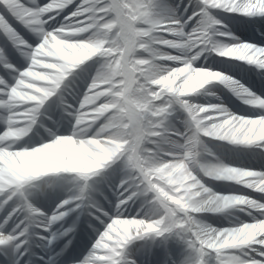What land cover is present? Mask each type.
I'll return each mask as SVG.
<instances>
[{
	"label": "clouds",
	"instance_id": "clouds-1",
	"mask_svg": "<svg viewBox=\"0 0 264 264\" xmlns=\"http://www.w3.org/2000/svg\"><path fill=\"white\" fill-rule=\"evenodd\" d=\"M235 2L209 0L210 5L215 7H231ZM245 2L240 0V3ZM66 7L64 0H53L50 10L59 14ZM43 15L37 14L31 19L41 20ZM32 29L37 44L33 48L22 49V52L27 53V58L22 56L28 65L25 71L31 75L23 77L25 83L20 88V93L31 102L23 104L30 107H25L13 116V126L0 145V191L13 186L19 190L22 178L35 177L29 180L30 190L44 195L55 188L52 186L54 173H61L70 179L78 174L73 172L74 168L81 169L79 173L88 175L90 182L95 184L117 158L141 167L163 166L164 170L159 175L163 183L174 191L178 197L176 200L181 202L175 204L178 211L185 214L196 211L216 214L242 212L252 217L251 225L239 221L236 226L216 233L206 232L205 235L215 240L221 252L234 250L233 255L226 256V264H253L247 259V250L255 245L264 246V204L245 197H221L202 182L207 178L246 184L248 182L241 180V177L253 173L226 165L215 155L205 138L233 145L252 140L257 133L264 136V120L250 121L234 116L219 119L203 115L219 106L201 107L195 112L200 128L191 136L181 138L180 143L167 138L157 141L154 137L158 134L152 131L148 123L142 128L139 124L131 127L124 119L125 106L136 103L132 84L138 75H150L153 77L152 83L168 80V87L162 89L174 97L200 94L213 82L225 84L231 79L220 71L194 67L200 53L195 51L197 45L191 40L177 47L179 55L175 59L182 63L172 67L159 59L169 54L157 46L155 35L137 39L134 31L128 28L112 35L104 24L97 26L92 23L85 27L79 23H61L48 28L47 20L43 24H32ZM172 31L177 36L182 32L180 29ZM141 52L146 53L149 59L137 60L135 57ZM211 52L235 59L251 55L241 44L228 46L218 43ZM92 60H99L100 65L80 101L83 102L85 96L92 97L96 106L90 112L77 108L71 117V130L67 134H59V127L55 130L45 127L41 117L46 105L55 98L59 101L58 107L65 112V103L61 100L64 90L78 71ZM114 82L123 87H116ZM237 91L242 92L240 89ZM243 99L253 105L257 101L255 96L247 94H243ZM56 123L53 120V124ZM37 126L43 128L49 141H42L39 146L24 143ZM177 148L182 152L181 159L175 163L165 162L164 157L170 154V150ZM255 180L252 190L264 194V176L256 175ZM70 194L75 195L74 192ZM117 229L118 226L116 231L111 232L113 239L103 240L109 249L115 248L136 231L134 226L129 227L128 231Z\"/></svg>",
	"mask_w": 264,
	"mask_h": 264
},
{
	"label": "snow or ice",
	"instance_id": "snow-or-ice-1",
	"mask_svg": "<svg viewBox=\"0 0 264 264\" xmlns=\"http://www.w3.org/2000/svg\"><path fill=\"white\" fill-rule=\"evenodd\" d=\"M52 2L53 0H47L46 3L41 4L38 0H0V35L21 56L27 58V53L22 52V49L33 48L37 44L36 39L30 42L31 37H34L32 24H43L44 20H47L48 28L59 26L61 23H79L81 27L90 23L97 26L104 24L112 35L128 28L134 31L137 39H147L150 35H155L158 41L182 43L191 40L197 45L195 51L200 53L198 61L206 54L212 53L211 50L219 43L216 37L223 34V26L215 18L216 11L247 17H264V0H246L245 3L236 0L231 7H215L210 5L209 0H197L191 14L185 17H176L174 13L166 17L158 16L155 12V0H64L67 7L59 14L50 10ZM44 13L47 15H43ZM37 14L43 15V19L32 20L31 18ZM189 27L191 31H187ZM173 29L182 30L181 35L177 36ZM28 34H31V37ZM229 38L235 39L230 35ZM241 45L251 55H242L238 60L247 61L264 70V47H254L247 43ZM163 49L172 50L173 53L168 55L169 58L164 60V63L175 62L177 66L182 63L175 59L179 55L176 46ZM135 58L140 61L149 59L143 52ZM0 67L4 68L6 75L14 81L9 83L7 79L0 77V110L7 112L5 131L0 133V145H2L3 138L13 126L14 114L23 111L25 107H30V105H19L17 97L20 95L21 86L25 83L23 77L31 73L25 71L27 67L21 71L11 63L3 48H0ZM152 79L150 75H138L134 78L132 89L136 103L125 106L124 119L131 127L139 124L142 128L148 123L152 131L158 134L154 137L157 141L167 138L182 143L181 138L191 136L200 128L195 112L207 106L194 107L195 104L187 99L189 96L174 97L160 87L163 81L157 80L156 83H152ZM114 83L116 87H123L118 82ZM225 84L245 103L248 102L243 99V94L253 96L233 80ZM61 100L63 101L62 96ZM254 105L264 109V99L257 98ZM95 106L93 98L88 96L84 97L83 102L79 100L77 107L64 105L70 117H73L77 108L83 112H90ZM175 106H179L186 113L184 133L172 132L166 126ZM221 112L223 115H220ZM203 115L219 119L228 116L241 117L222 106ZM244 119L259 121L264 120V116ZM235 145H257L264 149V136L257 133L255 139L241 141ZM181 157L182 152L177 148L170 150L164 161L175 163ZM115 163L122 165L124 176L116 186L115 206L108 211L93 199L96 189L95 184L90 182V177L75 169L73 172L78 174L70 179L61 173L53 174L55 179L52 181V186L56 187L60 182L69 183L73 185L70 193L74 192L75 195L70 194L57 203L51 211L37 208L32 203L33 193L30 190L29 180L35 177L22 178L19 190L13 186L6 191H0V264H60L75 239L80 217L84 215L89 218L87 226L96 239L87 253L82 258L72 261V264H135L126 256L133 242L151 239L165 244L171 237H177L186 244L195 256L193 264H207L208 258H213L215 264H226V256L233 255L234 250L221 252L215 240L205 235L206 232L216 233L222 229L204 223L200 218L202 213L199 211L187 214L178 211L172 203V199L178 197L163 183V178L159 175L164 170L163 166L141 167L120 158L114 160L113 164ZM137 201L142 202V208L136 214L137 218H123ZM70 217L74 218L68 223ZM121 225L126 226L125 231L133 226L136 231L115 248L109 249L108 245L103 244V240L113 239L111 232L116 231L117 226ZM66 237H70L67 243L58 247L57 241ZM247 251V259L253 264H264V246L255 245Z\"/></svg>",
	"mask_w": 264,
	"mask_h": 264
},
{
	"label": "bare ground",
	"instance_id": "bare-ground-1",
	"mask_svg": "<svg viewBox=\"0 0 264 264\" xmlns=\"http://www.w3.org/2000/svg\"><path fill=\"white\" fill-rule=\"evenodd\" d=\"M39 3L44 4L47 0H38ZM197 0H155V12L158 16H169L172 13L175 14L176 17H185L190 15L193 8H195ZM180 11V14L177 12ZM217 13L215 18L217 19ZM231 19L225 24L223 28V34L216 37L217 42L223 43L228 46H234L235 44H242L247 43L254 47H264V30L261 28L260 25L264 24V17L255 16V17H247L240 14L231 13ZM220 24L223 23L219 19H217ZM260 28V33L262 32L261 37H253L251 36L247 30H251L253 27ZM31 37V34H28ZM234 37L235 39H230ZM32 41L34 42V38L31 37ZM170 41H157V45L159 48H167L169 47ZM181 42L176 44V47L180 46ZM35 46V45H34ZM0 48H3L5 51V55L7 59L11 63H16L17 65H21L23 63L22 58L18 59L17 56L20 55L19 53L15 52V50L11 49V45L9 47L8 43L5 41L4 37L0 35ZM165 52L168 54H172V50L164 49ZM159 59L166 60L167 57H159ZM227 58L217 56L215 53L206 54V56L201 57L196 64L195 67H203L208 68L215 71H220L222 74L223 72H229L234 76V78H229L233 81H248L250 79H255L256 81H262L264 83V70L259 69L257 66L249 64L247 61L237 60L238 64L234 65L233 68H229L227 65ZM232 59V58H229ZM235 59V58H234ZM169 66L175 67L177 64L173 62L169 64L165 62ZM100 65L99 60H92L86 63V65L78 71V73L72 78L69 83L68 88L66 91L63 92L62 97L64 100L65 105H72L73 107L78 106V102L82 96L79 97V90H83V93L90 82L92 76L96 73L98 67ZM19 67V66H17ZM24 68H19L21 71ZM224 68L228 69L225 70ZM92 71V72H91ZM258 73L259 76L256 74ZM262 73V74H261ZM163 82L160 84L161 88L168 87L169 81L162 80ZM219 84H223L220 82H213L206 86L205 90H202L200 94L189 96L187 99L190 103L199 105L203 103L202 106H222L226 108L229 112L234 115H239L244 118H259V117H245L248 115H242L236 113V105H233L231 100L225 97V92H223L219 88ZM226 85V84H224ZM229 87L228 85H226ZM229 89H231L229 87ZM236 94V93H234ZM83 95V94H82ZM237 95V94H236ZM238 96V95H237ZM17 101L19 105H23L25 103H30L31 101L28 100L26 96L20 93L17 97ZM59 101L55 98L50 101L44 111V115L41 117V123L45 127H49L52 130H55L59 127V134H67L71 130L72 125V118L67 115V112H62L61 109L58 107ZM208 104V105H207ZM55 106V107H54ZM201 106V105H199ZM16 114V113H15ZM14 114V115H15ZM49 117L51 119H49ZM6 118L7 112L0 110V125L4 126V129L0 132L3 133L6 128ZM53 120L57 123L53 124ZM186 120L187 116L186 113L179 107L175 106L173 109L172 115L169 117L167 121V128L172 132L176 133H184L186 131ZM48 142L49 137L44 132L43 128L37 126L34 129L33 133L27 138L24 143L29 145L39 146L41 142ZM206 142L214 143L218 145L220 149V153L218 156L220 158L225 157L224 161L233 160L235 155L238 153L236 152V148L244 147V146H252V145H233L228 142L218 141L212 138H205ZM73 151H76L73 149ZM222 155L224 157H222ZM227 159V160H226ZM223 161V160H222ZM223 161V162H224ZM77 171H82L79 168H74ZM124 176L123 167L120 163H115L113 166L108 169L106 172L103 173L101 177L97 179V182L100 183L101 191L98 190L100 196L104 199L103 202L96 200V202L101 205L105 211H108L109 208H114L116 202V186L119 185L121 179ZM204 182H208L209 184L213 185V188H227L229 190L233 189L234 191H239L241 194H245L246 189L252 190V185L255 184V178L247 179L248 183H232L231 181H216L208 179ZM64 182H60L54 190L48 191L46 194L41 195L37 198L39 203L38 208L51 211L52 208L55 207L57 203L62 201L63 199L67 198L68 196H63V191L61 186ZM66 184V183H65ZM71 189V185L67 183ZM95 187V185H94ZM104 190L108 193L106 194ZM217 194V193H215ZM221 197H227L223 195H219ZM233 197H239L234 195ZM249 195L245 194V198L249 199ZM251 200V199H249ZM172 203L174 204H181L180 201L176 200L175 198L172 199ZM142 208V202L137 201L129 210L128 213L123 218H137L136 214ZM74 217H70L68 223H71V220ZM201 220L211 225L213 228L217 229H226L229 227L236 226L239 221H243L248 223L249 225L252 224L253 220L252 217L247 215L246 213L242 212H232V213H224V214H216V213H202L200 214ZM88 217L85 219V233L84 239H77L73 240L72 244L69 247L68 252L65 254V257L61 259L60 264H72L71 257H79L82 258L84 254L92 247L93 242L95 241L96 237L92 234L91 229L88 228ZM124 225L118 226V231L123 230L125 231ZM259 227V226H257ZM70 237L63 238L57 241L58 247H62ZM219 248V246L217 245ZM227 248V245L224 246ZM38 254H39V250ZM127 259L134 261L135 264H193L195 260V256L190 252L187 248L186 244L181 241L177 237H171L167 243L161 244L160 241H153L151 239H144V240H137L133 242L126 253ZM207 264H215L213 258H208Z\"/></svg>",
	"mask_w": 264,
	"mask_h": 264
}]
</instances>
